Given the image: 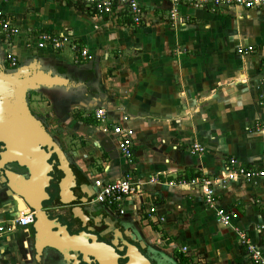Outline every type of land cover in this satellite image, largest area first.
<instances>
[{
    "label": "crops",
    "instance_id": "crops-1",
    "mask_svg": "<svg viewBox=\"0 0 264 264\" xmlns=\"http://www.w3.org/2000/svg\"><path fill=\"white\" fill-rule=\"evenodd\" d=\"M137 1L139 25L120 7L99 16L67 0H0V9L19 30L7 45L0 39V52H11L17 67L34 63L65 80L46 89L40 116L49 119L50 134L67 153L79 154L76 165L87 163L80 158L90 155L92 144L101 146V165L89 168L94 178L114 181L130 173L141 180L161 179L162 184L147 185L142 197L125 199L117 211L109 209L133 227L140 243L155 241L178 253L162 248L158 264H172L181 246H191L189 260L200 254L207 264H252L234 229L264 254V230L257 231L264 224V177L216 186L217 206L238 214L228 228L217 224L198 187L164 183L195 174L217 177L229 158L248 170L264 171V88L259 83L264 76V9L180 6L186 23L171 26L167 0ZM40 33L68 37L90 59L82 60L67 45L38 48ZM239 45L255 51L239 55ZM98 108L105 110L107 124L133 130L130 162L117 152L115 137L92 121ZM124 115L128 120H122ZM193 142L205 148L202 156L189 153ZM1 173L0 223H9L18 212ZM14 173L25 171L18 167ZM10 176L14 184L23 183L22 177ZM147 204L155 205L162 222L150 221ZM93 214L95 220L107 216L103 207ZM21 241L24 246L34 242L31 225L0 235V264L77 263L54 250H21Z\"/></svg>",
    "mask_w": 264,
    "mask_h": 264
},
{
    "label": "water",
    "instance_id": "water-1",
    "mask_svg": "<svg viewBox=\"0 0 264 264\" xmlns=\"http://www.w3.org/2000/svg\"><path fill=\"white\" fill-rule=\"evenodd\" d=\"M64 81L34 63L11 69L6 68L0 60V172L7 193L14 201L15 211L27 207L35 211L34 222L31 224L34 232L33 249L39 254L45 249H53L70 262L76 261V264H118V258L126 260L122 264H152L147 256L138 250V247L142 249V246L146 245L144 242L137 247L124 241L120 250H117L124 251L120 256L110 246L96 242V236L83 232L69 235L65 229L66 225L61 224L58 218H49L50 208L44 206L43 202L50 200L46 189L53 179V166L57 163V168L61 169L63 174L58 180L59 195L77 201L70 191L71 182L78 174L86 181L92 180L95 173L89 168L101 165V155L97 153L101 146L91 144L89 152L95 153L97 158L89 160V156H82L80 159L83 162L87 160V163L76 165L74 160L78 156L77 153L74 150H71L70 154L64 151L41 119L30 112L29 93L44 94L52 85ZM51 156H54V159L49 162ZM11 164L21 167L25 173L16 175L10 170ZM10 174L22 177L23 183L11 182ZM79 203L91 206L87 199L79 200ZM110 213L113 214L114 211ZM48 232L52 234L49 235ZM82 241L86 244H82ZM175 248L173 247L174 250Z\"/></svg>",
    "mask_w": 264,
    "mask_h": 264
},
{
    "label": "built area",
    "instance_id": "built-area-1",
    "mask_svg": "<svg viewBox=\"0 0 264 264\" xmlns=\"http://www.w3.org/2000/svg\"><path fill=\"white\" fill-rule=\"evenodd\" d=\"M57 1V0H53ZM63 1V0H58ZM74 4L81 5L83 8L89 10L95 15H110L117 7L122 8L130 16L131 22L139 25L142 21V10L137 0H67ZM171 5L169 10L168 19L171 26L183 25L186 23V17L179 14L180 6H191L193 8L205 9L210 8L215 10L234 9V10H263L264 0H167ZM19 33V30L14 26L10 18L0 9V39L6 45L8 40ZM67 45L71 50L78 51L82 60L90 59L86 49H79L73 44L66 36H56L50 33H40L37 37L36 46L38 48L50 47L53 50H58ZM29 45L27 44L26 47ZM255 51L253 46L236 47V53L239 55L250 54ZM5 60L9 68L17 67V59L10 52L5 56ZM260 86L264 88V76L260 78ZM103 108H98L94 112V122L103 134H111L115 137L116 149L119 155L127 161H131L132 151V138L133 130L131 128H123L118 124L112 122L107 124V118ZM122 120H128L127 116H122ZM189 153L192 156H202L205 148L193 142L189 148ZM264 177V171L248 170L242 167L235 158H229L223 166L221 173L217 177H208L206 174H201L198 177H193L190 180L181 179L177 182L169 181L164 184L169 186H192L198 187L203 195L204 204L214 212L217 224L224 227H231L232 221L237 218L238 214L233 211L226 210L223 207L217 206L216 186L223 187L227 181L243 180L251 182L258 178ZM160 178L151 176L146 179H139L130 173L123 174L122 177L114 181H103L100 178H94L92 187L94 189L93 198L90 203L104 205L106 208H113L116 211L121 209L123 202L127 197L139 196L142 197L144 189L149 184H162ZM147 215L150 221L162 222L163 217L157 218L155 215V205H148ZM35 211L30 208H25L18 211V215L14 217L9 223H0V235L4 233H11L17 226L28 227L34 222ZM238 235L239 244L244 249L245 255L252 264H264V254L262 250L251 241L248 236L238 229H234ZM264 230V224L257 228L258 232ZM27 231V229H25ZM181 254L188 256V248L181 246L179 248Z\"/></svg>",
    "mask_w": 264,
    "mask_h": 264
},
{
    "label": "flooded vegetation",
    "instance_id": "flooded-vegetation-1",
    "mask_svg": "<svg viewBox=\"0 0 264 264\" xmlns=\"http://www.w3.org/2000/svg\"><path fill=\"white\" fill-rule=\"evenodd\" d=\"M4 56H2V52H0V60L4 63L6 68H9ZM32 95H33L32 93L28 94V106ZM43 96L44 94L40 93L39 99H41ZM30 112L35 117L41 119V121L46 126L48 132L51 133L48 127L47 119H45V117H42L40 115H36L34 112H32L31 109ZM92 121L94 122L93 118ZM61 147L64 151H66L62 145ZM52 159H54V156H51L49 162H51ZM56 164L53 166L54 168V173L52 174L53 179L50 181V186L46 189V191L50 196V200L48 202H43L44 206H48L50 208V211H48L49 218L50 219H53L54 217L58 218L61 224L66 225V230L70 235L79 234L80 232H83L87 235L96 236L95 238L96 242H102L110 246L120 256L124 254V251L119 252L117 250H120V248L123 246L122 244L124 241L134 244L135 246L138 247L140 241L135 238L136 235L133 227L131 225H127V223H125L124 221H121L123 218H121L120 215H117L115 213L111 214L110 212H108L109 209L106 208L104 205L91 203V206H87L86 204L79 203V200H85V199H87L88 202H90L91 200L90 193L94 191L93 188L91 187L94 178L92 180L89 179V181H86L84 178H82L80 174L78 175L76 174L78 177L73 179V182H71L70 191L72 192V195L75 197L77 201L65 200V198H62L59 195V190L56 185L58 183V180L63 176V174H62V170L57 168L58 166ZM9 167L10 170L13 172H15L16 169L18 168V166L15 164H11L9 165ZM102 207L107 212V216H105L106 218H100L99 220H95V218L97 217L96 215L93 214V211ZM143 242L144 244L146 243V245L142 246L143 247L142 249L138 247V250H141L142 253L147 256V258L150 260L152 264H158V260H163L162 252L159 251L162 250V248L153 245H147L146 241ZM19 247L21 250H33V243L31 241H27L26 246H24L23 241H21L19 243ZM105 248L107 249V247ZM45 250H53V249L48 248ZM123 250H125V248H123ZM149 250H155V251L150 252ZM172 260H173L172 264H179L180 261L179 257L176 259L174 258ZM125 261H126L125 259H121V258L117 259L118 264H122ZM78 264H84V263H78Z\"/></svg>",
    "mask_w": 264,
    "mask_h": 264
},
{
    "label": "rangeland",
    "instance_id": "rangeland-1",
    "mask_svg": "<svg viewBox=\"0 0 264 264\" xmlns=\"http://www.w3.org/2000/svg\"><path fill=\"white\" fill-rule=\"evenodd\" d=\"M33 95L31 96V100L29 101V106H30V109L32 110V112H34L36 115H40L44 110H45V107L43 105V100L42 98L39 99V95L40 93H32ZM47 119V118H46ZM48 120L47 119V123H48ZM50 123H48V127ZM50 129V128H49ZM51 130V129H50ZM79 156V154H78ZM92 158H97V155L95 153H90L89 155V160L92 159ZM100 161V159H99ZM177 182V181H176ZM57 188H58V183H57ZM131 197H136V196H130V197H127L126 199L128 198H131ZM125 209V206L123 208V212L126 213V211L124 210ZM228 228V227H227ZM154 235V233H153ZM162 243V242H161ZM150 245H153V246H157V247H160V248H163L165 252L171 254V253H174L173 251H167V250H172L171 248H168V247H165L163 244L162 245H156L155 241L153 243H150ZM191 247V246H190ZM188 248V249H191V248ZM192 250V249H191ZM163 251V250H161ZM174 254H178V253H174ZM191 257V256H190ZM190 261L192 262V264H207V262L204 260V257L200 254L196 255V256H193L191 257Z\"/></svg>",
    "mask_w": 264,
    "mask_h": 264
},
{
    "label": "trees",
    "instance_id": "trees-1",
    "mask_svg": "<svg viewBox=\"0 0 264 264\" xmlns=\"http://www.w3.org/2000/svg\"><path fill=\"white\" fill-rule=\"evenodd\" d=\"M198 176H199V174H195V176H193V177H198ZM188 258H189L188 256H185V255L179 253V259H180L181 264H190V260Z\"/></svg>",
    "mask_w": 264,
    "mask_h": 264
},
{
    "label": "bare ground",
    "instance_id": "bare-ground-1",
    "mask_svg": "<svg viewBox=\"0 0 264 264\" xmlns=\"http://www.w3.org/2000/svg\"><path fill=\"white\" fill-rule=\"evenodd\" d=\"M22 211V210H21Z\"/></svg>",
    "mask_w": 264,
    "mask_h": 264
}]
</instances>
